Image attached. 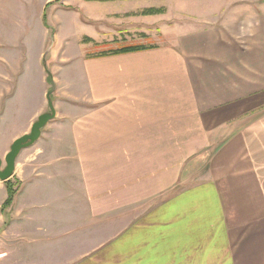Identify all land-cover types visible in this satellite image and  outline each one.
<instances>
[{"label":"crops","instance_id":"obj_1","mask_svg":"<svg viewBox=\"0 0 264 264\" xmlns=\"http://www.w3.org/2000/svg\"><path fill=\"white\" fill-rule=\"evenodd\" d=\"M53 1L32 11L43 30L33 47L23 0H6L0 155L50 109L49 80L56 117L29 163L21 154L0 181V254L48 251L29 264H264V0H61L52 6L75 17L67 32L85 50V38L147 49L60 60L61 44L50 72L41 17ZM150 9L165 12L142 15ZM2 16L0 0L5 26Z\"/></svg>","mask_w":264,"mask_h":264},{"label":"rangeland","instance_id":"obj_2","mask_svg":"<svg viewBox=\"0 0 264 264\" xmlns=\"http://www.w3.org/2000/svg\"><path fill=\"white\" fill-rule=\"evenodd\" d=\"M39 2H40V5H42V0H33L31 2H25L23 0L24 9L29 12V15L31 17V19L28 22L24 23V26L29 25V28H31L33 26V30L29 31V38L32 37L33 47L38 44L39 36H40V41H41V37L43 36V30L40 29L41 25L39 24V19H37L35 21V16L33 15V12H32L34 7ZM55 3H57L58 6H61V0L53 1L52 3L49 4V6H50L49 8L44 9L43 14H42V15H44L43 16L44 18L41 17L42 24L44 23L43 24L44 26H45V24L48 25L50 28V32H51L50 37H49V41L46 44V52H45L46 56L44 58L45 68H47L49 70L51 69L50 64H51V60L53 57V53L55 52V50L58 49V47L61 44H63L61 49H64V52L59 55L60 60L62 58L66 60L68 57H70V56L73 57L75 54L80 53V52H84V53L87 52V56H96V55H99L103 52H108L109 49H111V46H107L105 44H96V43L89 44V43H87L89 45L87 46L88 49H86L87 50L86 51L85 48L83 47V45H78V43L76 42V39H78L80 37V34L76 33L75 30H70L69 33L67 32L68 28L71 27L72 25H74L73 21H74L75 17H73L71 14H66V13L62 12V10L59 12H56L54 10V7L52 6ZM9 4H10V2H6V0H4V1L2 0V15H3L2 16V23L5 26H3L1 24V26H0V32L1 33H2V30L5 31L6 27L8 28L11 25V23L14 19L10 15V13L8 12V10L11 9V8L8 9ZM166 4L167 3L164 1V4H162V5H166ZM190 5H191L192 9L191 8L183 9V13L187 14V15H185V18L193 21L195 18L192 16V15H194L193 3H190ZM4 9H5V11H3ZM35 9H37V7H35ZM34 21H35V23H33ZM87 22H89V25H83L84 29H89V26H91V27L94 26L92 21L87 19ZM85 39H83V40H85ZM83 40H82V42H83ZM65 42H66V44H65ZM50 72H51V70H50ZM48 73H49V71H48ZM66 73H69V72L66 71ZM53 82L56 85L54 80H53ZM51 88H52V82L50 85V80H49L47 92H49L51 90ZM48 113H50V109L45 114H48ZM16 128H17V126H14L13 128H11L9 133L12 134V133L16 132L17 131ZM13 143H11V140L8 139V144H9L8 145V147H9L8 153L10 152V149H11V146ZM7 154H5L4 157L1 156L2 154L0 155V160L3 161V166L1 168L2 170H4L6 167L5 157ZM21 154H22V157L20 158L19 163L20 164L25 163V161L27 163H29L31 151L29 149H25L21 152ZM16 163H17V161H16ZM20 187H21L20 181L18 180L17 177L14 178L13 182L10 184V186L7 187L8 188V198L6 200V204H8L9 200H10V204L7 206H3L4 210L8 209L13 204L16 195L20 191ZM11 192L13 193L12 198H10ZM28 250H29V248H24L23 250H21V248H20V249H17L16 251H13V252L10 250L9 253H7L6 255H3V256L0 254V256H2V259L0 257V264H29L30 262H36L38 260L46 261L49 258L47 256L48 251L47 252L42 251L41 253H32L30 255ZM72 254H73V252H72ZM11 255H13V256H11ZM85 259H89V258H82L81 257L80 261L83 264H96V261H98V259L97 260L93 259V260H87V263H86ZM111 260L114 261L113 259H110V258L107 259V261H111ZM109 264H111V263L109 262Z\"/></svg>","mask_w":264,"mask_h":264},{"label":"water","instance_id":"obj_3","mask_svg":"<svg viewBox=\"0 0 264 264\" xmlns=\"http://www.w3.org/2000/svg\"><path fill=\"white\" fill-rule=\"evenodd\" d=\"M55 90L56 85L54 84V82H52V88L47 95L50 113L40 116L38 120L33 124L29 134H26L14 141L11 146L10 152L5 157L6 167L4 170L1 169L3 166V161L0 160V181L7 182L13 177L16 167V161L21 152L32 147L36 142H38L42 137L45 127L48 125V123L55 119L56 112L54 109L53 101L51 99V96L53 95Z\"/></svg>","mask_w":264,"mask_h":264},{"label":"trees","instance_id":"obj_4","mask_svg":"<svg viewBox=\"0 0 264 264\" xmlns=\"http://www.w3.org/2000/svg\"><path fill=\"white\" fill-rule=\"evenodd\" d=\"M165 12V10H155V9H150V10H146L142 13V15H158V14H163ZM94 43L93 40L89 39V38H86L84 40V43ZM147 48L145 47H142V46H134V47H131V46H123V47H118L117 49L113 48V49H109L108 52H103L99 55H96V56H88V57H102V56H108V55H120V54H127V53H133V52H139V51H143V50H146ZM9 182V181H8ZM13 196V193L11 192L10 193V198H12ZM10 204V200L8 201V204Z\"/></svg>","mask_w":264,"mask_h":264}]
</instances>
